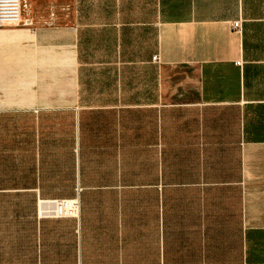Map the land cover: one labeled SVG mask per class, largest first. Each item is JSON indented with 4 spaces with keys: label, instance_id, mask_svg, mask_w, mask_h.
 I'll return each instance as SVG.
<instances>
[{
    "label": "crops",
    "instance_id": "obj_1",
    "mask_svg": "<svg viewBox=\"0 0 264 264\" xmlns=\"http://www.w3.org/2000/svg\"><path fill=\"white\" fill-rule=\"evenodd\" d=\"M23 12L0 28V264H264V0Z\"/></svg>",
    "mask_w": 264,
    "mask_h": 264
},
{
    "label": "built area",
    "instance_id": "obj_2",
    "mask_svg": "<svg viewBox=\"0 0 264 264\" xmlns=\"http://www.w3.org/2000/svg\"><path fill=\"white\" fill-rule=\"evenodd\" d=\"M27 8V0H0V28L17 26L22 23L23 11ZM232 28L237 31L240 28V22H233ZM153 61H158L157 57ZM46 208L41 209L40 216L47 218H67L73 217L79 219V205L77 201L54 200L41 203ZM40 205V206H41Z\"/></svg>",
    "mask_w": 264,
    "mask_h": 264
},
{
    "label": "rangeland",
    "instance_id": "obj_3",
    "mask_svg": "<svg viewBox=\"0 0 264 264\" xmlns=\"http://www.w3.org/2000/svg\"><path fill=\"white\" fill-rule=\"evenodd\" d=\"M27 2H28V0H27Z\"/></svg>",
    "mask_w": 264,
    "mask_h": 264
}]
</instances>
